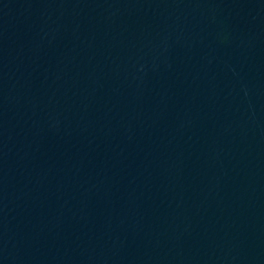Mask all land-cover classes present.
<instances>
[{
  "label": "water",
  "instance_id": "95a60500",
  "mask_svg": "<svg viewBox=\"0 0 264 264\" xmlns=\"http://www.w3.org/2000/svg\"><path fill=\"white\" fill-rule=\"evenodd\" d=\"M0 264H264V0H0Z\"/></svg>",
  "mask_w": 264,
  "mask_h": 264
}]
</instances>
